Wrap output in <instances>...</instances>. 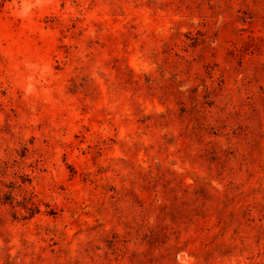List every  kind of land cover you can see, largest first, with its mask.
<instances>
[{"label":"rangeland","instance_id":"1","mask_svg":"<svg viewBox=\"0 0 264 264\" xmlns=\"http://www.w3.org/2000/svg\"><path fill=\"white\" fill-rule=\"evenodd\" d=\"M0 264H264V0H0Z\"/></svg>","mask_w":264,"mask_h":264}]
</instances>
